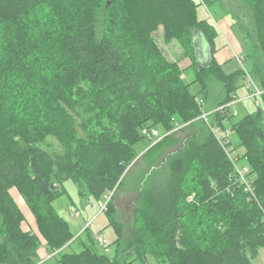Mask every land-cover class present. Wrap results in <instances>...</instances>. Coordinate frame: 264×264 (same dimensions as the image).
<instances>
[{
	"label": "trees",
	"instance_id": "1",
	"mask_svg": "<svg viewBox=\"0 0 264 264\" xmlns=\"http://www.w3.org/2000/svg\"><path fill=\"white\" fill-rule=\"evenodd\" d=\"M200 5L243 34L248 69H223L220 31L199 17ZM161 29L196 69L195 35L208 43L210 64L192 83L213 108L211 126L232 130L246 182L200 118L187 67L167 56ZM244 79L264 90V0H0V264L40 261L39 237L22 227L14 186L54 264H253L264 246V92L238 121L220 109L238 98ZM213 80L222 89L211 99ZM157 126L165 135L153 144L143 129ZM183 126L194 136L153 170L127 237L116 195L138 157L135 145L150 141L151 160ZM69 180L85 201L113 192L103 212L116 233L114 255L89 227L76 236L56 210ZM73 244L82 249L67 252Z\"/></svg>",
	"mask_w": 264,
	"mask_h": 264
},
{
	"label": "rangeland",
	"instance_id": "2",
	"mask_svg": "<svg viewBox=\"0 0 264 264\" xmlns=\"http://www.w3.org/2000/svg\"><path fill=\"white\" fill-rule=\"evenodd\" d=\"M199 11V17L201 19L207 18L210 21H212L216 26L218 23H220V18L216 16V14H213L208 8L200 5L198 8ZM215 15V16H214ZM233 23V22H232ZM222 23H220L221 25ZM220 31V30H219ZM230 31L233 32V34L236 36L237 40L239 41L242 52L241 54V60L239 61L237 58L235 61L238 62L240 68L245 67L249 68V62L245 60L246 55V47L242 43L243 34L238 30L237 27L231 25ZM199 34V33H198ZM221 34V32H220ZM157 38L159 43L161 44L162 48L166 52L167 56L172 60H180V64L185 67L187 64L184 62V54L183 49L181 46H179L178 43L172 42L170 44H166L163 39V33L162 29L158 31ZM219 45L221 46L225 43H223L224 38L221 36L220 39H218ZM209 48V47H208ZM205 50V54H207V63L203 68H207L210 64V54L209 49ZM189 61H192L189 59ZM235 61H232L233 66H238ZM193 62V61H192ZM242 62V63H241ZM197 69L201 70L200 66L197 63ZM195 66H189L185 68L184 72V79L187 83H192L194 80L197 79V73ZM227 72H229L227 70ZM212 82V81H211ZM251 84L250 80L244 79L242 81V86L237 91V99L231 102L228 106L229 113L234 115L233 122L238 121L245 117L249 113H253L257 108V102H259V97L252 95L248 87ZM213 86V93L211 95V99L213 97H217L220 94V91L222 89V84L219 83L216 80H213L212 82ZM190 89L193 93L197 94L198 97L203 98L204 93H201V85L199 82L192 83L190 86ZM207 106V105H206ZM207 110L210 112H213L212 107H207ZM212 121V120H211ZM207 124V122H206ZM157 129L160 131L161 135H165V131L161 126H157ZM181 130L176 131L174 138L176 140L175 144L169 145L164 147L161 151L153 155V157L148 158L145 156V152L147 151L148 147L151 146V142L148 140H143L138 142L135 145V149L138 152V157L133 162V164L128 169V173L125 177L124 184L122 188L119 190V192L116 195V207H117V217L119 220L124 224L125 228V235L127 237L132 236L133 228H134V208L136 207L139 198L141 197V191L146 185L149 180L150 176L153 173V170L156 168H161L164 165H166L167 160L172 156L175 152H177L180 148L185 145V142L194 136V133L191 131V129H188L180 127ZM233 137V135H232ZM153 144H155L153 142ZM244 148L241 147L238 149V152L244 153ZM122 180V179H121ZM65 187L67 190V195H64L60 198H58L54 202V206L56 210L66 218V220L69 222L72 232L78 236L80 235L87 227H89L90 231L95 235L97 240L99 241V238L102 240L105 239L107 241V253L109 255H114L116 250V244L114 243V240L116 239V233L113 229V227H107V224L109 223L108 218L106 214L101 211L98 202H96L93 198H89L85 200H82V197L80 195V192L78 190L77 185L72 181L69 180L65 183ZM10 193L18 206L20 207L21 211L24 214V221L22 223V227L25 230H29L33 233H35L39 237V247H38V253L40 257V263L43 264H54L53 258L49 257V252L45 247V239L44 236L40 233L37 219L30 209L27 202L22 197L18 187L14 186L10 189ZM113 192H108L107 194H111ZM106 194V195H107ZM105 195V196H106ZM113 195V194H112ZM104 196V197H105ZM103 197V198H104ZM75 211L79 212V216H72L71 214ZM99 245L102 249H104L103 246L99 241ZM82 247L73 244L72 246H69L66 251L67 252H74V251H80ZM49 257V258H48ZM253 264H264V246L261 247L259 251V255L257 258H255L252 261ZM135 264H141L139 261H136ZM157 264V263H154Z\"/></svg>",
	"mask_w": 264,
	"mask_h": 264
},
{
	"label": "built area",
	"instance_id": "3",
	"mask_svg": "<svg viewBox=\"0 0 264 264\" xmlns=\"http://www.w3.org/2000/svg\"><path fill=\"white\" fill-rule=\"evenodd\" d=\"M249 80L251 82L250 85L255 89V92L252 95L257 96V95H260L264 92V90L263 91L260 90L251 79H249ZM198 103L201 106L202 111H203L200 118L203 119L205 122H207L208 125H210L214 136L220 142L221 146L225 149L226 153L231 158V160L233 162H235L237 170L239 171L242 179L245 180V182H246L245 174H247L249 172V169L246 166L241 167V165H239L237 163L236 151H235L234 145L232 143V133H233L232 130L229 127L223 128L220 126H211V115L213 112H210L206 109V102L204 101L203 98L198 97ZM228 106H229V104L226 106L220 107V109H224L225 107H228ZM177 128H179V126ZM143 134L146 135L154 143L160 141L164 137V135H161L160 131L155 127L154 128L153 127L144 128ZM247 185H248L247 186L248 191H251L250 184H247ZM112 194L113 193L107 194L103 199H101L98 202L101 211H106L107 204H108L109 200L111 199ZM79 215L80 214L78 211H75L72 213V216H79ZM99 241L102 245L107 244V241L105 239L102 240L101 238H99Z\"/></svg>",
	"mask_w": 264,
	"mask_h": 264
},
{
	"label": "crops",
	"instance_id": "4",
	"mask_svg": "<svg viewBox=\"0 0 264 264\" xmlns=\"http://www.w3.org/2000/svg\"><path fill=\"white\" fill-rule=\"evenodd\" d=\"M220 23H222V24L220 25ZM220 23H218L217 28L220 30L221 36L224 38L223 42L225 44L217 52L216 58H217L218 62L222 65L223 69L226 72L228 70L229 72H227V73H231L234 70L240 68L238 62H236L235 61L236 59H234V58L241 60L242 56L240 53L242 52V48H241V45H240L239 41L237 40L236 36L233 34L232 31H230V27L232 25V20H230L228 17H226V18L221 19ZM195 40H196L195 43H196L197 63L200 66V68H203L205 66V64L207 63L208 58H207V54H205V50L209 47V45L206 42V40L201 36V34H196ZM208 49H209V54H210V48H208ZM189 59L190 58L184 59V62L187 64L185 67H188L192 63V61H189ZM232 61H235V63L238 66L231 67ZM49 257H51V255H49ZM43 261H42V263L39 262L38 264H43Z\"/></svg>",
	"mask_w": 264,
	"mask_h": 264
},
{
	"label": "water",
	"instance_id": "5",
	"mask_svg": "<svg viewBox=\"0 0 264 264\" xmlns=\"http://www.w3.org/2000/svg\"><path fill=\"white\" fill-rule=\"evenodd\" d=\"M110 5V2H108L107 7ZM53 189H55V186L53 185Z\"/></svg>",
	"mask_w": 264,
	"mask_h": 264
}]
</instances>
